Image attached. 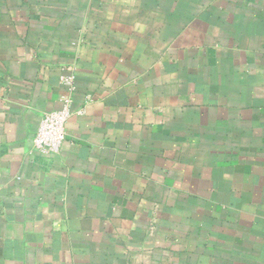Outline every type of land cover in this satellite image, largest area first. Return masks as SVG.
<instances>
[{"label": "crops", "instance_id": "crops-1", "mask_svg": "<svg viewBox=\"0 0 264 264\" xmlns=\"http://www.w3.org/2000/svg\"><path fill=\"white\" fill-rule=\"evenodd\" d=\"M0 264H264V0H0Z\"/></svg>", "mask_w": 264, "mask_h": 264}, {"label": "built area", "instance_id": "built-area-1", "mask_svg": "<svg viewBox=\"0 0 264 264\" xmlns=\"http://www.w3.org/2000/svg\"><path fill=\"white\" fill-rule=\"evenodd\" d=\"M61 84L65 89L60 102L61 108L46 113L40 120L38 129L33 138L34 152L41 157L56 158L66 140V125L74 114L73 95L75 79L73 75L61 77Z\"/></svg>", "mask_w": 264, "mask_h": 264}]
</instances>
